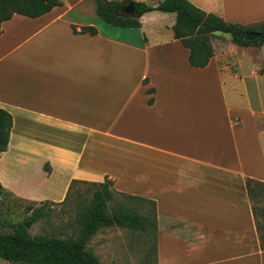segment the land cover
Segmentation results:
<instances>
[{"label":"crops","instance_id":"1","mask_svg":"<svg viewBox=\"0 0 264 264\" xmlns=\"http://www.w3.org/2000/svg\"><path fill=\"white\" fill-rule=\"evenodd\" d=\"M59 1L0 27V109L12 117L2 190L59 204L72 181H110L155 203V264H264L245 189L264 183V64L219 35L221 52L194 68L173 13L116 28L94 0ZM187 1L227 23L264 22V0Z\"/></svg>","mask_w":264,"mask_h":264},{"label":"trees","instance_id":"2","mask_svg":"<svg viewBox=\"0 0 264 264\" xmlns=\"http://www.w3.org/2000/svg\"><path fill=\"white\" fill-rule=\"evenodd\" d=\"M94 2L97 16L104 23L116 28H139L140 17L151 11L175 14V23L172 27L174 39L179 40L182 46L188 49V61L194 68H205L213 57L214 51L210 42L212 35H228L231 42L239 47L264 43V22L252 26L227 23L214 14L205 13L194 7L187 0H163L156 6L134 2V18L119 15L123 5L131 1L94 0ZM61 5L59 0H0V27L14 14L37 18ZM74 31L77 32L75 28ZM79 33L96 35L97 30L87 26L82 27ZM247 33H256L260 37L245 40ZM11 128V115L0 109V154L7 150ZM78 186L87 187L89 194L80 192ZM245 189L251 203L260 247L264 250V183L247 179ZM69 200L76 206L75 235L67 238L31 236L22 222L9 224V231L0 229V259L10 264H102L87 247L99 230L117 227L132 234L136 233L140 238L142 235L149 240L155 237V203L123 193L115 194L110 181L102 183L72 181L65 199L59 204ZM258 201L263 204L259 205ZM132 202L147 204L146 214H138L129 206ZM27 209L30 212L28 223L31 224L49 215L46 202L37 207L28 206ZM149 247L154 255V245L151 243Z\"/></svg>","mask_w":264,"mask_h":264},{"label":"rangeland","instance_id":"3","mask_svg":"<svg viewBox=\"0 0 264 264\" xmlns=\"http://www.w3.org/2000/svg\"><path fill=\"white\" fill-rule=\"evenodd\" d=\"M219 35L221 34L210 37L213 47L216 43H221L219 42V38L222 37ZM223 36L227 37L228 41L232 43L228 35ZM216 49L213 50L216 54L222 50L219 47ZM236 50L247 52L248 57L258 65L264 64V43H258L249 47L238 46ZM78 189L86 195L89 194L85 186H78ZM112 190L114 191L113 186ZM43 202H46L48 217L42 218L36 223H28V216L30 215L27 209L28 206L37 207ZM258 202L259 205L263 204L261 201ZM129 206L140 215H145L148 211V205L143 202H132L129 203ZM75 216L76 206L73 201L69 200L59 205L52 201H29L0 190V229L2 231H9V224L25 222L30 227L27 231L31 236L47 235L67 238L77 233L76 226L74 225ZM149 243H152L151 239L149 240L144 235L140 238L136 236V233L132 234L125 229L111 227L99 230L91 238L87 247L102 264H155L154 255L151 253ZM0 264L10 263L0 259Z\"/></svg>","mask_w":264,"mask_h":264},{"label":"water","instance_id":"4","mask_svg":"<svg viewBox=\"0 0 264 264\" xmlns=\"http://www.w3.org/2000/svg\"><path fill=\"white\" fill-rule=\"evenodd\" d=\"M120 16H123V17H130V18H134L135 16V6H134V2H129L127 4H124L123 7L120 9ZM260 35L259 34H256V33H247L245 35V40H254V39H257L259 38ZM26 230H28L30 227L27 223H23Z\"/></svg>","mask_w":264,"mask_h":264}]
</instances>
